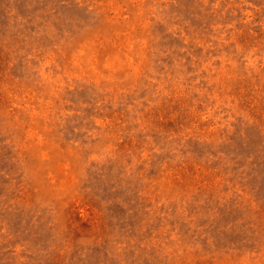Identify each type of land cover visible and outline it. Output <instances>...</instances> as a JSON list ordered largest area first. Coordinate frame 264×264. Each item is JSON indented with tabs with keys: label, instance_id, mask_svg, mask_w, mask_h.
<instances>
[{
	"label": "rangeland",
	"instance_id": "1",
	"mask_svg": "<svg viewBox=\"0 0 264 264\" xmlns=\"http://www.w3.org/2000/svg\"><path fill=\"white\" fill-rule=\"evenodd\" d=\"M0 264H264V0H0Z\"/></svg>",
	"mask_w": 264,
	"mask_h": 264
}]
</instances>
